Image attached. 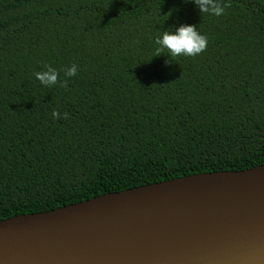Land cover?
I'll list each match as a JSON object with an SVG mask.
<instances>
[{
  "label": "trees",
  "instance_id": "16d2710c",
  "mask_svg": "<svg viewBox=\"0 0 264 264\" xmlns=\"http://www.w3.org/2000/svg\"><path fill=\"white\" fill-rule=\"evenodd\" d=\"M180 24L206 48L156 56ZM72 64L63 86L34 76ZM262 165L264 0H0V221Z\"/></svg>",
  "mask_w": 264,
  "mask_h": 264
},
{
  "label": "water",
  "instance_id": "95a60500",
  "mask_svg": "<svg viewBox=\"0 0 264 264\" xmlns=\"http://www.w3.org/2000/svg\"><path fill=\"white\" fill-rule=\"evenodd\" d=\"M0 264H264V165L0 221Z\"/></svg>",
  "mask_w": 264,
  "mask_h": 264
},
{
  "label": "clouds",
  "instance_id": "9594fccd",
  "mask_svg": "<svg viewBox=\"0 0 264 264\" xmlns=\"http://www.w3.org/2000/svg\"><path fill=\"white\" fill-rule=\"evenodd\" d=\"M185 3L189 0H184ZM199 13L210 16H221L225 9L230 7V0H191ZM171 14V11L169 12ZM156 56L161 53L167 54L169 58L186 56L191 57L200 54L207 44V37L197 30V26L180 24L173 29H166L154 37ZM169 60L165 61L167 65ZM61 72L64 77H73L77 74V65L72 64L63 69H57L50 65H45L41 71L34 73L35 78L42 86L51 87L58 83L63 86L67 84L66 79H61ZM53 117L59 114L53 112ZM64 117L67 113L63 114Z\"/></svg>",
  "mask_w": 264,
  "mask_h": 264
}]
</instances>
